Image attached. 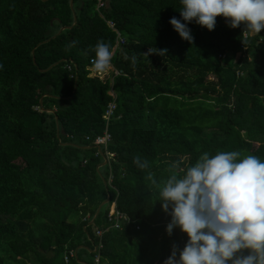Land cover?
<instances>
[{"label": "trees", "instance_id": "trees-1", "mask_svg": "<svg viewBox=\"0 0 264 264\" xmlns=\"http://www.w3.org/2000/svg\"><path fill=\"white\" fill-rule=\"evenodd\" d=\"M181 7L0 0V264H93L96 253L99 264H161L189 237L167 233L171 217L147 173L159 181L169 162L186 167L203 152L264 159V29L244 43V22L231 28L218 16L209 31L193 20L190 43L169 23L182 20ZM116 30L124 43L115 47ZM101 39L117 74L89 71ZM150 47L168 51L146 57ZM125 53L137 56L135 68ZM111 100V139L97 146ZM136 156L150 168H137ZM112 204L129 218L119 228L108 226Z\"/></svg>", "mask_w": 264, "mask_h": 264}, {"label": "clouds", "instance_id": "clouds-1", "mask_svg": "<svg viewBox=\"0 0 264 264\" xmlns=\"http://www.w3.org/2000/svg\"><path fill=\"white\" fill-rule=\"evenodd\" d=\"M180 2L184 22L172 17L169 23L190 43L194 36L188 24L193 20L209 31L215 29L218 16L226 18L231 28L244 22L245 34H258L264 29V0ZM243 42H247V35ZM111 47L102 39L90 46L95 55L89 71L100 74L109 68ZM167 51L150 47L143 54L164 56ZM124 59H130L135 68L136 55L125 53ZM133 163L140 170L150 168L149 161L140 156L134 157ZM183 163L182 159L169 162L167 177L159 181L151 171L145 176L157 193L156 201L171 217L167 233L172 235L180 227L189 237L182 250L173 244L164 264H264V159L240 151H218L215 155L203 152L186 167Z\"/></svg>", "mask_w": 264, "mask_h": 264}, {"label": "built area", "instance_id": "built-area-1", "mask_svg": "<svg viewBox=\"0 0 264 264\" xmlns=\"http://www.w3.org/2000/svg\"><path fill=\"white\" fill-rule=\"evenodd\" d=\"M98 5H102V2L100 1L98 3ZM108 24L113 27L114 26V23L113 21L109 20L108 21ZM244 32V25H243V31L242 33ZM116 44H115V47L117 45H121L124 43V39L123 37L121 36L120 32L118 30H116ZM250 34V33H249ZM249 34H245L243 33V35H249ZM245 48V47H244ZM93 58V57H92ZM92 58H90V62L92 60ZM111 65V64H110ZM113 69L112 65H111V70ZM114 73L117 74L119 73L120 71L117 70V69H113ZM102 75V74H100ZM113 94V93H112ZM115 106H116V103L114 100H111L108 102L103 114H102V117L103 119L105 120V130L102 134H99L97 136L94 137L93 139V142L99 146V145H107V143L110 141L111 139V134L110 132L107 130V125L109 124L110 120L112 119V116L114 114V109H115ZM108 156H113V153L109 152L108 153ZM107 221L109 222V227H116V228H119L120 227V224L122 221H129V218L127 215L123 214L122 212H119L116 210L115 208V205L114 207L112 206L109 210V213L107 214ZM138 228V226H136ZM103 229L102 228H99L96 230V233L97 235H101ZM101 246L100 243L96 244L95 247H94V250H97L99 247ZM75 254V250L74 249H68L65 251L64 253V261L67 262L68 259L73 256ZM94 263L93 264H99V254L96 253L94 255Z\"/></svg>", "mask_w": 264, "mask_h": 264}, {"label": "water", "instance_id": "water-1", "mask_svg": "<svg viewBox=\"0 0 264 264\" xmlns=\"http://www.w3.org/2000/svg\"><path fill=\"white\" fill-rule=\"evenodd\" d=\"M70 5L72 6V0H70ZM75 22H76V17L74 16V23H75ZM62 28H63V27H61V29H62ZM61 29H60V30H61ZM40 102H41V99H40ZM106 161H107V159L105 158L101 163L98 164V167L101 166V165H103V164H105ZM108 199H109V197H107L105 200H103V201L101 202V204L99 205L98 209L100 208V206H101L102 204L106 203V202L108 201ZM91 222H93V220H91Z\"/></svg>", "mask_w": 264, "mask_h": 264}, {"label": "rangeland", "instance_id": "rangeland-1", "mask_svg": "<svg viewBox=\"0 0 264 264\" xmlns=\"http://www.w3.org/2000/svg\"><path fill=\"white\" fill-rule=\"evenodd\" d=\"M110 70H111V65L109 66V68L108 69H106L103 73H100V74H102V76L103 75H109L110 74ZM97 74V73H96ZM100 74H97V75H100ZM113 205V204H112ZM111 207V206H110ZM167 257H169V256H167ZM166 257V258H167ZM165 258V259H166ZM165 259H164V261H165ZM164 261L161 263V264H164ZM27 264H37V263H35V262H33V260H29V261H27L26 262Z\"/></svg>", "mask_w": 264, "mask_h": 264}, {"label": "crops", "instance_id": "crops-1", "mask_svg": "<svg viewBox=\"0 0 264 264\" xmlns=\"http://www.w3.org/2000/svg\"><path fill=\"white\" fill-rule=\"evenodd\" d=\"M112 206L114 207V204H113V205H111V207H112ZM111 207H110V208H111ZM80 247H83V245H81ZM81 262H83V263H84V262H85V260L81 259Z\"/></svg>", "mask_w": 264, "mask_h": 264}]
</instances>
